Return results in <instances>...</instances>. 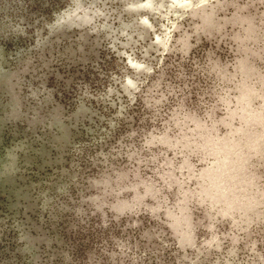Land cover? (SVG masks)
Here are the masks:
<instances>
[{"label":"rangeland","instance_id":"obj_1","mask_svg":"<svg viewBox=\"0 0 264 264\" xmlns=\"http://www.w3.org/2000/svg\"><path fill=\"white\" fill-rule=\"evenodd\" d=\"M0 264H264V0H0Z\"/></svg>","mask_w":264,"mask_h":264}]
</instances>
